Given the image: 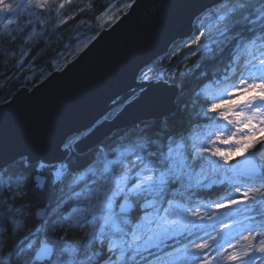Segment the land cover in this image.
I'll use <instances>...</instances> for the list:
<instances>
[{"label":"snow or ice","instance_id":"6c2138e0","mask_svg":"<svg viewBox=\"0 0 264 264\" xmlns=\"http://www.w3.org/2000/svg\"><path fill=\"white\" fill-rule=\"evenodd\" d=\"M21 8L30 17L31 39L37 35L34 23H46L53 11L59 15L64 3L28 0L25 6L19 0H0V20L7 21L3 34L11 39L21 28L16 24ZM213 12L215 49L207 46L201 31L205 42L198 37L196 47L187 45L184 54L208 52L221 65L213 77L201 81L190 101L193 108L199 104L195 116L206 123L184 128L181 114L189 101L181 99L182 89L173 87L174 118L145 122L139 133L101 147L90 162L64 163L67 152L56 158L58 164L25 162L28 175L22 172L7 184L0 182V190L6 188L17 200L16 206L8 205L0 236L5 230L11 237L28 234L6 254V241L0 239V259L12 264L15 256V264H59V251L73 257L69 264H221L225 259L254 264L256 253L264 254V0L258 8L249 0H218ZM184 69H189L187 63ZM141 78L152 79L147 73ZM228 125L236 131L222 138L230 131ZM78 140L69 136L64 149L71 151ZM237 157L243 159L233 164ZM223 184L230 190L218 200L199 198L201 191ZM241 205L256 214L233 224L238 232L248 233L243 237L247 243L238 251L221 252L231 234L220 235L217 225L223 218L210 209H230L224 215L231 218L238 214L234 206ZM37 218L44 227L32 233L27 222ZM77 230L83 231L82 258H76L79 250L74 247L56 246Z\"/></svg>","mask_w":264,"mask_h":264},{"label":"water","instance_id":"95a60500","mask_svg":"<svg viewBox=\"0 0 264 264\" xmlns=\"http://www.w3.org/2000/svg\"><path fill=\"white\" fill-rule=\"evenodd\" d=\"M217 3L135 0L61 71L15 93L0 106V172L23 159L60 163L69 136H79L74 150L85 154L119 131L175 114L169 89L176 86L139 82L140 74L191 36L199 16Z\"/></svg>","mask_w":264,"mask_h":264},{"label":"trees","instance_id":"16d2710c","mask_svg":"<svg viewBox=\"0 0 264 264\" xmlns=\"http://www.w3.org/2000/svg\"><path fill=\"white\" fill-rule=\"evenodd\" d=\"M113 0H78L74 2L72 6L66 7L61 13L60 18L64 22L59 25L49 26L45 32H43L38 38L26 42V32L19 31L12 34L15 39H11L8 36L0 33V106L9 102L13 95L22 89L31 91L37 85L42 83L47 77L54 72L62 70L64 64H69L71 56H73L78 48V42L95 39L100 32L110 28V25L105 27L99 26V18L109 8ZM135 0H126V4L130 8ZM249 3L253 7L260 6V0H249ZM216 7V6H215ZM215 7L204 12L194 24V32L191 36L182 39L175 43L171 49L153 62L142 73H147L152 79H142L141 74L139 82L147 83H166L168 85L176 86L178 89L183 90V97L181 99L189 101V108L181 114L183 126L185 129L194 127L197 123L203 124L206 121L195 116V112L198 111L199 104L193 108L190 101L195 99L194 92L198 90L197 86L206 77L211 78L216 73L217 68L221 65L218 60L214 59L211 53L204 52L201 54L197 52L196 55L184 54L188 52L187 45L196 47L194 41L199 37L200 41L205 42V37H200L199 33L205 31L207 36V46L215 49L216 45L211 41L215 34V14L213 10ZM122 13L121 15L123 16ZM203 24L204 27H200ZM211 29V34H209ZM177 55H173V53ZM189 65V69L185 71L184 64ZM171 69V71H168ZM184 72L183 76L179 73ZM175 73L176 75H173ZM174 82V83H173ZM200 103H203L201 98ZM177 101L175 102V105ZM120 109L115 110L109 114L105 119L111 121ZM173 114L168 118H174ZM163 119L160 122H163ZM153 124L157 122H151ZM144 129V123L128 130H122L110 138L106 139L101 145L94 150H91L85 154H78L74 150V145L71 151H68V155L64 163L68 162V159H72L74 163H86L91 159H95L97 151L105 145L113 144L114 142H120L122 137H127L133 133H139ZM82 137V136H81ZM80 139V138H79ZM126 143L127 140L125 139ZM26 160H19L0 172V182L7 184L10 180L18 178L23 172L24 175H28V172L24 171L22 167ZM40 174L44 176L47 181V171L42 169ZM219 187L213 190L214 194H219ZM207 192L198 193L199 198L206 200L208 197ZM206 195V196H205ZM20 199V198H17ZM17 205V200L10 198V194L7 189L0 190V223H3L8 216V205ZM27 227L31 229L32 233H36L37 230H42L44 225L37 218L35 221H28ZM28 233L21 232L15 237L9 236L7 230L0 236V239L6 241L5 254L11 251L15 245L21 243L25 239ZM42 234V233H41ZM83 237L79 232H70L68 237H65V241H56L57 248H63L66 245L77 244L82 242ZM94 249L99 250V244H94ZM62 253L58 251V261ZM0 264H9L6 259H0ZM12 264H15V256L12 257Z\"/></svg>","mask_w":264,"mask_h":264},{"label":"rangeland","instance_id":"374dc122","mask_svg":"<svg viewBox=\"0 0 264 264\" xmlns=\"http://www.w3.org/2000/svg\"><path fill=\"white\" fill-rule=\"evenodd\" d=\"M77 1L78 0H54V2L56 4L64 3V8L60 11L59 15H57V13L55 11H53L52 14H51V18L50 19L48 17H45L44 19L47 21L46 23H43V24L34 23L33 27L35 28V31H36L37 35L32 36L31 39L29 37L32 34V30H31V28L27 27V23H28V20L30 19V17L28 16L27 11L25 10V8H21L19 10V12H20L19 19L16 20V24H21V28L18 31H14L13 33L19 32V31H25L26 35H27L25 40L28 43L29 41L38 38L43 32L46 31V29L49 26H51V25L52 26L53 25H59L60 23L64 22V19L62 20L60 18L61 13L63 12V10L66 7L72 6V4L74 2H77ZM9 2H13V0H9ZM19 3H21L22 5L26 6L28 4V0H19ZM128 10H129V7L126 4V0H113L111 5L109 6V8L98 19L99 20L98 21L99 22V26L105 27L106 25H110V27H112V25H114L122 17L121 14L122 13H126ZM6 22H7L6 20H0V33L1 34H3V24L6 23ZM16 24L9 25V28H15ZM92 41H93V39L87 40V41L78 42V48H77L75 54L73 56H71V59H70L69 63L72 62L83 50H85V48H87L89 46V44L92 43ZM67 64H64L62 69ZM229 118L231 119V117H229ZM221 123L226 124L227 121H221ZM228 129H230V131H232V132H235L236 131V126L235 125H228ZM226 131H228V130H226ZM230 131H228V132H230ZM218 135H220V134L218 133ZM213 139H215V137H213ZM218 146L221 147L222 149H226L227 147H229L227 145H218ZM242 159H243V157H237V158H235L232 161V163L235 164L237 162V160H242ZM217 187L221 188V189H219L220 193L214 195L213 190L216 189ZM206 190H210L209 193L207 194L208 197L205 198L206 200H218L220 196H224L225 195V191L230 190V189H229V186L227 184H223V185H214L212 188L205 189L202 192H207ZM233 198H238V194H234ZM224 202L227 203V200L224 201ZM234 207L236 208L238 214L233 215L231 218H229L228 216L224 215L226 212L231 211L230 209L220 208V209L216 210V209L213 208V209H210V210L211 211H217V216L223 218V223L222 224L225 225L223 227L224 228L223 232L229 230V232H227V234L228 233L231 234V235L226 236V239L229 238V237H235V238H238L240 241H242L243 237L247 236L248 233L245 232V231H242V230L238 232L235 228H233L234 222L237 221V220H245L246 216L256 215V214L246 211L244 206H242V205L241 206H234ZM202 211H203V209H202ZM245 222H247V221H245ZM206 223H211V222H207L206 221ZM220 228H222V227H220ZM77 232H79L80 235L83 237V231L77 230ZM81 240H82L81 243L64 246V247H74V248L78 249L79 251L77 253V257L76 258H82V255H83L81 245L84 242V237ZM94 244H97V242H94L93 246H94ZM245 244L246 243H244V244L241 243V245H245ZM258 254L261 255L262 257L256 258L254 260L261 259L262 260V264H264V254L257 253V255ZM59 259H60L59 264H69V262L73 259V257L69 253L65 252V253H62V256Z\"/></svg>","mask_w":264,"mask_h":264},{"label":"bare ground","instance_id":"6f19581e","mask_svg":"<svg viewBox=\"0 0 264 264\" xmlns=\"http://www.w3.org/2000/svg\"><path fill=\"white\" fill-rule=\"evenodd\" d=\"M232 131L228 132V131H225L224 134H223V137L222 138H226L228 135L231 134ZM215 195V194H214ZM226 201V199H225ZM225 225H223L222 223H219L217 225V230L219 231L220 235L221 236H224V234H227V232H229V230L227 231H224V227ZM222 227V228H220ZM213 235H216V232H212ZM219 239V237H218ZM227 241H229V243H225L224 244V247L221 249V252H227V253H231L234 249L235 250H240V246H241V243H247L244 239L242 241H240L238 238H235V237H229L227 238ZM231 245V246H230ZM211 255H215V252H211L210 253ZM256 257L259 258V257H262L261 255H257L256 253ZM221 264H231V262H228L226 259L224 261L221 262ZM254 264H262V260L261 259H257V260H254Z\"/></svg>","mask_w":264,"mask_h":264}]
</instances>
